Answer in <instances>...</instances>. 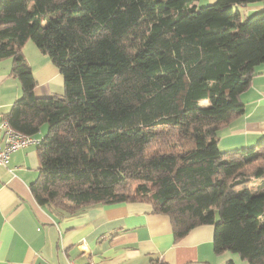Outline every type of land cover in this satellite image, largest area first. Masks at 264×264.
<instances>
[{
  "label": "trees",
  "instance_id": "trees-1",
  "mask_svg": "<svg viewBox=\"0 0 264 264\" xmlns=\"http://www.w3.org/2000/svg\"><path fill=\"white\" fill-rule=\"evenodd\" d=\"M198 1L0 0V60L22 87L3 119L29 136L48 126L39 205L65 216L145 203L177 241L210 225L216 254L264 264V137L222 151L217 136L264 62V5L247 11L264 0ZM28 41L63 95L36 97Z\"/></svg>",
  "mask_w": 264,
  "mask_h": 264
},
{
  "label": "crops",
  "instance_id": "crops-1",
  "mask_svg": "<svg viewBox=\"0 0 264 264\" xmlns=\"http://www.w3.org/2000/svg\"><path fill=\"white\" fill-rule=\"evenodd\" d=\"M263 5H249L247 11ZM22 53L37 82L36 97L63 95L64 78L49 57L32 41ZM12 66L11 58L0 60V122L22 96ZM241 101L244 113L217 133L222 151L254 146L264 137V62ZM46 132L41 128L39 136ZM38 167L37 146L14 152L0 166V264H249L232 252L216 254L210 225L177 241L169 216L153 213L145 203L95 206L62 216L39 205L31 192Z\"/></svg>",
  "mask_w": 264,
  "mask_h": 264
},
{
  "label": "built area",
  "instance_id": "built-area-1",
  "mask_svg": "<svg viewBox=\"0 0 264 264\" xmlns=\"http://www.w3.org/2000/svg\"><path fill=\"white\" fill-rule=\"evenodd\" d=\"M41 137L22 134L13 129L7 120L0 122V166H5L12 154L29 146H39Z\"/></svg>",
  "mask_w": 264,
  "mask_h": 264
},
{
  "label": "rangeland",
  "instance_id": "rangeland-1",
  "mask_svg": "<svg viewBox=\"0 0 264 264\" xmlns=\"http://www.w3.org/2000/svg\"><path fill=\"white\" fill-rule=\"evenodd\" d=\"M207 4H209V3H207L206 0H202V1L200 2V7L205 6V5H207ZM202 105H208V103H207V102H203ZM43 128L48 129V126H47V125H44V126L42 127V129H43Z\"/></svg>",
  "mask_w": 264,
  "mask_h": 264
}]
</instances>
